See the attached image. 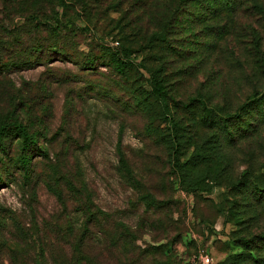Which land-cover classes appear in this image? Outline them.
Returning a JSON list of instances; mask_svg holds the SVG:
<instances>
[{
    "label": "rangeland",
    "instance_id": "1",
    "mask_svg": "<svg viewBox=\"0 0 264 264\" xmlns=\"http://www.w3.org/2000/svg\"><path fill=\"white\" fill-rule=\"evenodd\" d=\"M61 1L0 0V128L11 131L0 145V264L69 259L71 241L60 235L70 221L79 229L91 209L105 229L99 264H198L200 254L221 264L236 253L244 254L238 264H264L262 247L243 243L264 234L256 188L264 189V125L228 140L198 107L233 114L264 93V15L239 9L215 21H172L164 47L146 36L179 0ZM66 31L67 55L50 52ZM121 46L133 70L109 54L85 63L101 47ZM146 68L158 70L182 135L176 157ZM14 124L37 135L36 147L23 145ZM30 157L28 175L19 160Z\"/></svg>",
    "mask_w": 264,
    "mask_h": 264
},
{
    "label": "trees",
    "instance_id": "2",
    "mask_svg": "<svg viewBox=\"0 0 264 264\" xmlns=\"http://www.w3.org/2000/svg\"><path fill=\"white\" fill-rule=\"evenodd\" d=\"M179 4L177 8L170 14L165 13V8L163 7L160 20V30L151 32L146 36V40L150 42V44H155L156 42L163 43V46L166 47L168 44V29L169 26L175 21L176 23L190 20L192 22H205L206 20L215 21L219 15L225 13V16L228 18L233 17L239 11V9H253L255 15L260 17L264 15V0H179ZM65 2L60 0V5L64 6ZM188 5V6H187ZM85 7V5H84ZM188 8L184 13L179 12V8ZM183 11V10H182ZM185 11V10H184ZM159 17V16H158ZM204 27L210 28V24H205ZM56 29V28H55ZM69 31L65 32L64 39H61L60 35L57 36L56 41L48 43L46 46L49 48L50 52L58 53V54H66V45L68 42V38L66 35H69ZM50 41V40H49ZM47 41V42H49ZM44 46V47H46ZM41 46L39 45V51L41 50ZM121 50L118 51H110L108 48L101 47L99 55H89L84 58L85 63L88 65H94L97 59H101L109 54V58L113 60L117 67H120L121 70L124 69H132L133 62L129 59L131 55L130 51L124 46L120 47ZM43 50V49H42ZM101 52L103 54H101ZM67 55V54H66ZM123 59V60H122ZM126 59V60H124ZM2 64H0L1 66ZM147 69V68H146ZM133 70V69H132ZM150 74L149 81L153 86V90H157V92H153L161 103H157V115L160 119V123L164 126L161 129V134L165 138V140L169 143L170 148L172 149V155L176 157L179 154V148L182 146V142L180 141L181 133H178L177 123L172 119V117L167 112L168 104L164 102L165 93H163L160 89V79L159 72L157 69H147ZM159 102V101H158ZM198 107H200L202 111V118L204 121H207L210 125H213L217 128V130L228 140L234 136H244V132L253 131L257 128L259 124L262 123L264 125V93L254 92L251 97L239 105L237 111L233 114L227 115H218L210 108L206 106V104L202 101L199 102ZM184 106H193V103L184 105ZM156 119V118H155ZM166 123V124H165ZM160 127V126H158ZM14 131L18 137L22 138V143L25 147L33 148L36 147L37 135L35 133H29L27 129L22 125H13ZM159 129V128H158ZM157 129V130H158ZM166 129V131H164ZM160 130V129H159ZM6 128H0V145L3 144L2 138L7 137L11 131L6 132ZM1 147V146H0ZM5 147L2 148V151ZM200 153V152H199ZM198 155V154H195ZM200 155V154H199ZM204 157V156H203ZM32 158L20 159L21 171L24 174H28L31 171L32 166ZM121 165L124 167L125 161L123 156H120ZM193 160V159H192ZM191 160V162H193ZM187 162V161H186ZM185 162V163H186ZM190 162V160H189ZM123 163V164H122ZM195 163V162H194ZM124 171V169L122 168ZM123 177L125 181L132 187L136 188L138 183L134 180L132 174L130 172L123 173ZM240 183L238 181L236 184ZM242 183V182H241ZM245 183L243 182V184ZM260 191H264V189H260L256 186ZM260 197L261 193L259 194ZM82 210V209H81ZM84 221L82 226L77 229L72 225L70 221L68 228H66L67 233H61L60 238L63 240L70 239L71 243H68V247L70 248L71 255L69 259L63 261H54V264H99L97 258L101 257L98 249H100L103 239L105 238V229L102 224V213L95 209H91V211H87L84 213ZM64 231V232H65ZM118 235H116L115 231L110 232V245L115 246L118 241ZM256 242L259 247H262L264 250V234L261 236H254L252 239L244 240L243 243L247 247L248 250L254 251V247L248 244V242ZM96 254L92 256L93 252ZM238 257H244L243 253H236L233 256H229L224 260L221 264H238ZM257 263V262H256ZM39 264H49V263H39Z\"/></svg>",
    "mask_w": 264,
    "mask_h": 264
},
{
    "label": "built area",
    "instance_id": "3",
    "mask_svg": "<svg viewBox=\"0 0 264 264\" xmlns=\"http://www.w3.org/2000/svg\"><path fill=\"white\" fill-rule=\"evenodd\" d=\"M198 258V264H209V258L206 255L200 254Z\"/></svg>",
    "mask_w": 264,
    "mask_h": 264
}]
</instances>
